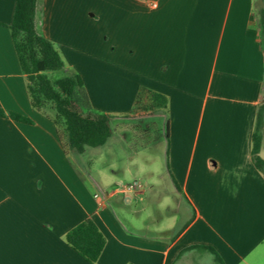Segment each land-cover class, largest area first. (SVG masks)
<instances>
[{
  "label": "crops",
  "instance_id": "obj_1",
  "mask_svg": "<svg viewBox=\"0 0 264 264\" xmlns=\"http://www.w3.org/2000/svg\"><path fill=\"white\" fill-rule=\"evenodd\" d=\"M14 4L0 0V109L32 123L0 118V264H88L64 241L87 217L106 239L96 264H196L205 255L185 249L199 245L223 264H264V179L251 161L264 0H40L36 31L75 57L93 110L127 115L141 87L167 100L161 207L190 218H171L163 230L178 234L159 241L133 235L130 211L158 193L114 194L117 180L92 191L52 114L31 106L8 30ZM96 193L110 196L100 206Z\"/></svg>",
  "mask_w": 264,
  "mask_h": 264
},
{
  "label": "trees",
  "instance_id": "obj_2",
  "mask_svg": "<svg viewBox=\"0 0 264 264\" xmlns=\"http://www.w3.org/2000/svg\"><path fill=\"white\" fill-rule=\"evenodd\" d=\"M39 5L40 0H15L8 30L17 63L27 82L30 104L37 111L51 112L52 121L62 132L68 150L82 155L86 148L105 146L112 136L113 122L128 117H163L162 134L167 141V100L159 93L143 87L139 88L131 112L121 117L93 110L80 76L74 72L65 71L64 62L52 43L37 33L35 18ZM258 27L260 46L264 47V10L258 13ZM56 71H65L67 75L50 81L46 73ZM0 118L26 124L32 123L24 116L5 112L2 109H0ZM263 131L264 100L257 107L251 135V161L264 179V161L259 157ZM178 232L179 229L175 230L174 235ZM64 241L88 264L97 263L106 244L104 235L91 217H87L68 231ZM192 250L210 255L212 259L209 264H223L210 247L191 246L185 249V252Z\"/></svg>",
  "mask_w": 264,
  "mask_h": 264
},
{
  "label": "rangeland",
  "instance_id": "obj_3",
  "mask_svg": "<svg viewBox=\"0 0 264 264\" xmlns=\"http://www.w3.org/2000/svg\"><path fill=\"white\" fill-rule=\"evenodd\" d=\"M54 46L64 62L65 71H71L80 76L76 67L69 65L70 61L74 62L75 57L70 56L66 49H60L57 44ZM65 71L49 72L46 75L50 81H55L67 75ZM163 120L161 116L118 119L112 124V136L105 146L86 148L82 155L74 157L75 170L92 191L106 189L104 187L110 186L117 180L124 184L137 183L144 189L153 188V191L158 193L159 199H152L153 204L157 201L154 207L136 202L134 206L137 209H130L134 219V225H131V231L134 230L133 235L149 241L172 237L174 230L168 232L163 230L171 218L177 217L178 224L190 218L188 209H162L161 207L162 194L164 197V191L168 189L165 185H169L161 179L166 173L164 165L166 139L162 134ZM142 206L145 209H141ZM157 206L160 208L156 209ZM211 259L210 255L205 254L204 259L196 264H205L211 262Z\"/></svg>",
  "mask_w": 264,
  "mask_h": 264
},
{
  "label": "built area",
  "instance_id": "obj_4",
  "mask_svg": "<svg viewBox=\"0 0 264 264\" xmlns=\"http://www.w3.org/2000/svg\"><path fill=\"white\" fill-rule=\"evenodd\" d=\"M154 6V5H152ZM142 187L137 184V183H132V184H124V183H121V182H118L116 183L115 185V189H114V194H128V193H131L135 190H139L141 189ZM110 196L109 193L107 194H99V193H96L95 195H93V198L99 203L100 206L103 205V202Z\"/></svg>",
  "mask_w": 264,
  "mask_h": 264
}]
</instances>
